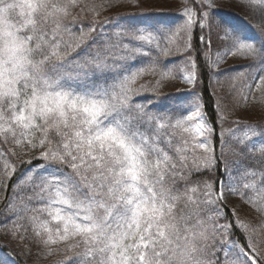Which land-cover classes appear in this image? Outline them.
<instances>
[{
    "label": "snow or ice",
    "instance_id": "6c2138e0",
    "mask_svg": "<svg viewBox=\"0 0 264 264\" xmlns=\"http://www.w3.org/2000/svg\"><path fill=\"white\" fill-rule=\"evenodd\" d=\"M236 2L255 24L217 0H182L178 21L150 0H0V238L51 264H264L251 234L232 239L250 228L231 198L264 216V125L241 115L264 119V0ZM229 56L244 63L212 73L232 101L218 134L197 91L139 99Z\"/></svg>",
    "mask_w": 264,
    "mask_h": 264
},
{
    "label": "rangeland",
    "instance_id": "374dc122",
    "mask_svg": "<svg viewBox=\"0 0 264 264\" xmlns=\"http://www.w3.org/2000/svg\"><path fill=\"white\" fill-rule=\"evenodd\" d=\"M87 2L88 0H85V3ZM96 2L98 3L99 0H96ZM181 4L182 0H150L149 7L153 9V11L150 12V15L162 17L168 21H178L180 17L178 9ZM126 9L131 8H115L110 10V12L117 13ZM217 11L221 15L232 18L240 23L246 24L249 20H252L254 24L256 23V20L248 15L245 9L237 6L236 0H217ZM212 39L213 46L215 48L217 43L215 35H213ZM242 63H244V61H240L229 56L224 63L220 64L219 68L213 69V71L221 72L224 69L233 71L238 69ZM155 79L156 77H145L141 83L150 81L154 84ZM217 79V76L213 75V91L217 98V102H219L222 106L227 105L231 108L232 101L230 99H221L225 92V88L222 87V82L225 78L223 76L219 77L221 83H217ZM192 91L198 92V86L196 85L195 88H193V86L183 83L181 80L177 79L175 81L167 82L165 86L156 93H153L150 90L141 93L139 99L142 102L157 105L161 108L169 106L175 107L178 101H186L188 99V94ZM149 94L154 95L155 98L144 97ZM241 115L248 123H259L264 125V119L261 118L259 112L241 113ZM228 127H234L230 121L224 124V128ZM229 205L235 209L237 218L249 225L250 233L246 234L247 236L249 234L253 236L254 242L258 245V251H261L262 256H264V216L257 213L250 206L244 204L239 197L231 198L229 200ZM0 245H3V247H0V257L7 260L8 264H20L16 261V257H21L25 264H34V262L35 264H50L52 260L61 258L57 256L47 259H39L36 261L35 256H33L32 259H29L25 253L20 251V247H18L15 243H9L7 240L0 238Z\"/></svg>",
    "mask_w": 264,
    "mask_h": 264
},
{
    "label": "trees",
    "instance_id": "16d2710c",
    "mask_svg": "<svg viewBox=\"0 0 264 264\" xmlns=\"http://www.w3.org/2000/svg\"><path fill=\"white\" fill-rule=\"evenodd\" d=\"M78 11V10H77ZM136 11L134 9H126L122 10L117 13H124V12H131ZM110 11L103 12L101 16L99 17L100 20H103L106 16H115L117 13H109ZM89 16V17H87ZM104 16V17H103ZM82 19H90L91 13H88L86 16H82ZM206 34V32H205ZM201 35L200 30L197 28L192 36V44L194 46V49H202L203 45L200 43L199 36ZM193 55H196V52H193ZM197 63L199 65V83L198 86V92L202 96V103L205 105V111L207 112L208 119L210 122H212V126L215 129V132L218 134L220 131V125L215 123L217 120V98L213 91V70H209V68L205 65L204 60L202 57L198 58ZM145 98H155L154 95H145ZM214 143L218 144V135L213 137ZM24 159H27V156L24 157ZM19 163V160L16 161ZM28 165L24 164L21 165V171H23L24 168H27ZM220 175V173H218ZM5 196V193L3 191H0V200L3 199ZM229 208H232L229 205ZM229 217L231 219V214L229 213ZM234 235L232 236V239L236 240L239 244L243 245L245 243V239L247 237V234L239 229H233ZM16 261L20 264H25L24 260L21 257H16ZM259 259V258H258ZM51 262V261H50ZM51 264V263H50Z\"/></svg>",
    "mask_w": 264,
    "mask_h": 264
}]
</instances>
